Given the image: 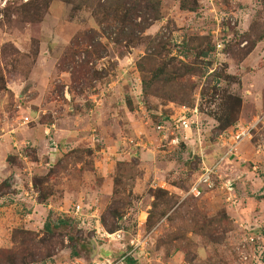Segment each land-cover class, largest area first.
Instances as JSON below:
<instances>
[{"label":"rangeland","instance_id":"1","mask_svg":"<svg viewBox=\"0 0 264 264\" xmlns=\"http://www.w3.org/2000/svg\"><path fill=\"white\" fill-rule=\"evenodd\" d=\"M30 1L0 0V55L3 57L0 68L5 79V88L0 90V154L4 143L8 142L7 138L16 137L17 133L12 131L22 129V139L14 140V143L16 154L23 161L18 163V157L12 156L7 160L9 165L19 164L27 172L26 177L22 174L23 181L11 176L12 182L6 180L0 185V249L15 250L17 230L35 233L40 242L52 236L45 230L49 219L53 222L70 220L68 225L55 229L58 241L52 247L51 258L45 261L35 258V261H26L25 264H108L106 260L113 263L130 250V241L137 238H148L145 247L139 249L135 256L138 264H264V119L252 137L239 144L237 158L226 156L231 145L228 137L225 136V143L219 140L220 135L230 134L238 124H249L264 117V41L259 42L254 51L240 62L225 51L220 55L215 51L217 41L225 45L224 49L232 48L240 37L249 32L254 21H264V0H243L246 4L242 0H198V12L190 15L180 11L179 0H158L161 2L160 19L151 17L146 32L141 34L138 31L130 40L121 37L122 26L116 20L104 21L103 14L96 15L93 7L82 5L77 9L76 5L81 0L69 3L64 0L41 1L36 10L31 11L36 15L34 18L24 16L23 12L22 15L16 14L15 10L10 11L7 17V3H14L11 7H17ZM208 4L210 8H206ZM222 15H226L228 20L219 24L218 19ZM99 21L103 23L99 24ZM137 21L141 22V18ZM231 21H235V25ZM88 30L96 32L90 34L95 35V42L101 46H85L74 64L67 68L61 66L71 41ZM128 30L125 28V32ZM208 35L212 38L213 51L210 50L198 62L205 74L192 78L195 82L193 107L197 106L201 114V144L194 131L188 134L187 144L182 143L177 150L158 148L155 143L151 152L146 149L138 151L140 159L145 160L150 179L139 183L142 186L140 193H133L135 181L141 174L138 160L134 170L136 176L130 182L132 185L126 186L123 179L122 186L125 185L122 189L127 191L128 200L125 218L119 222V231L126 233L123 241L103 238L94 228L77 225L71 216L79 205L90 217L92 226L97 219L91 215L97 216L103 226V215L109 214L111 218L108 211L113 202V192L109 195V189H97L101 185L98 175L84 171L83 163L75 164L68 157L74 151H89L84 153V163L93 165L91 149L75 145L63 148L54 165L49 166L46 165V155L51 146L53 150L57 145L66 147L62 142L66 141L64 134L69 131L86 133L87 140L81 137L86 143L93 135L99 144L104 141L106 133L119 127L122 135L130 138L132 136H127L128 128H123L126 121L135 124L136 129L150 131L149 138L155 141L153 129L159 120L157 111L161 109L165 114H171V110L165 107L179 105L152 99L145 103L146 111L138 108L139 97L135 92L140 85L142 90V84L137 62L155 39L166 42L174 57L185 41ZM246 46V41L241 44V48ZM87 51L92 54L91 58ZM125 57L131 64L128 60L127 64L123 60L119 63ZM88 60L89 75L79 77L82 76L79 71L83 69L80 67ZM75 67L78 69L76 83L72 81ZM128 75L135 76L137 81L131 77L133 85L129 90L132 94L127 92ZM113 82L117 83L114 89ZM225 91L239 96L242 106L238 121L222 130L218 118L222 113ZM25 118H29L28 124H25ZM52 124H56L55 129L50 128ZM104 125L110 126V131L102 130ZM47 126L50 129L48 135L44 132ZM30 131H36L38 135L32 138ZM116 134L117 131L112 134L114 138ZM137 142L142 140L137 139ZM40 154L43 155L42 160L38 158ZM201 155L207 167L223 157L218 168L221 180L216 178L214 188L200 198L184 197L201 175ZM131 162L136 164L134 160ZM254 166L257 170L253 169ZM156 177L168 181L167 186H178L184 190L175 194L183 205L181 215H177L173 225L163 219L148 231L146 227L140 228L138 217L141 210L145 211L154 201L159 189ZM228 179L234 185L232 192L222 189V184ZM16 181H19L17 185ZM29 183L37 198L25 196ZM50 202L56 208L49 210L47 215L40 203ZM26 206L33 207L32 212ZM195 206L201 211L199 219L206 216L207 219L220 220L225 215L231 224L228 228L222 227L213 237L181 228L184 236L170 244L169 234L176 232L182 217L191 216L187 211H193ZM92 240L97 245L96 256L93 255ZM48 249L41 246V253L46 255ZM75 253L77 256H73ZM129 259L133 258L127 261Z\"/></svg>","mask_w":264,"mask_h":264},{"label":"trees","instance_id":"2","mask_svg":"<svg viewBox=\"0 0 264 264\" xmlns=\"http://www.w3.org/2000/svg\"><path fill=\"white\" fill-rule=\"evenodd\" d=\"M41 1L49 2V0H32L17 7H11V4L14 3H7V17L9 18L10 15L8 13L10 11L12 12L15 10L16 14L22 15L23 12L24 16H32L34 18L36 15L31 14V11L36 10L35 7ZM64 1L67 3L71 2V0ZM101 1L102 0H81L76 7L77 9H80L82 5L90 8L93 7L96 10V15L99 14L98 16H101V14H103L104 21H108L109 19L116 20L122 26L120 30L121 37L123 36L128 40L135 37L138 31L144 34L150 26L149 20L151 17L155 20L160 19L161 2L158 0H105L104 3H101ZM179 8L182 12L197 13L199 10L198 0H179ZM138 18H141V22L137 21ZM101 23H103V21H99V24ZM125 28L129 29L128 32H125ZM92 32L94 31L88 30L74 37L67 54L61 60V66L63 65L64 68H67L69 65L74 64L75 58L81 55L83 47L86 49L85 46H92L93 48L101 46V43L95 42V35L90 34ZM94 34H96V32H94ZM211 39L210 35L192 37L187 42L185 41L182 46L178 47L179 51H177V55L174 57L171 56L173 54L172 49L166 42L158 39L151 41L147 52L137 62V70L140 74L142 84L143 101L148 103L152 99H158L165 104L173 103L179 106L193 107L195 82L192 81V78L205 74V71L199 67L198 62L200 58L207 56L208 53L213 51ZM245 41L247 42V46L241 48V44ZM261 41H264V21L259 19L251 24L249 32L243 37H240L238 42L233 45L234 47L231 48V46H229L223 49V51L232 55L235 60L240 62L243 58L249 56L254 51L256 45ZM87 55L89 58L92 56L89 51H87ZM2 59L3 57L0 55V60ZM89 61L90 60L86 61L85 64L80 67L83 69L79 71V75L82 74V76L79 77L89 75V71H91L88 67ZM76 72H78V69L75 67V71L72 75L73 82L78 79ZM4 88L5 79L0 68V90ZM241 106L242 100L239 96L225 91L221 109L222 113L218 118L222 130L232 127L234 123L238 121ZM84 153H89V151H74L70 153L68 157H71V160H73L75 164L83 163L85 167L84 171L89 170L94 172V164L84 163ZM134 161L136 163L135 165L131 161L119 162L117 164L113 185V202L108 211L111 213V218H109V214H104L102 219L103 227L109 233L121 230L119 222L124 220L123 218H125L124 216L126 215L124 211L128 205L126 197L127 191L122 189V187L125 184L126 186L132 185L130 182H132L136 176L134 170L137 169L136 165L138 164V161ZM123 179H125L127 183L122 186L124 182ZM129 179L131 180L129 181ZM156 192L157 194L155 198L153 197L154 201L148 212L146 222L148 231H152L163 219H166L173 225L177 215H181L183 203L179 202L180 199L177 195L170 194L167 190L162 188L157 189ZM187 213L191 216L188 218L182 217V223L178 225L176 232L169 234L170 241L168 242L170 244L182 238L185 230L193 231L198 235L209 234L213 237L222 227L228 228L231 224L225 215L220 220L207 219L206 216L199 219L201 211L197 209L196 206L193 211L188 210ZM72 220L78 225L76 220L73 218ZM68 221L70 222V220L53 222L49 219L45 223V230L47 234H51L52 236L40 242L37 240V235L35 233L17 230L14 236L16 248L15 250L0 249V264H25L26 261H35V258H39V260L41 259L42 261L51 258L54 251L52 247H55V242L58 241V239H55V236H57L54 233L55 229H58L59 226L68 225ZM181 228H184L183 232H181ZM41 246L42 249H44V247L49 248L46 255L41 253ZM160 246L161 243L159 244V247ZM73 256H77V254L75 253ZM135 263L133 259H129L126 262V264Z\"/></svg>","mask_w":264,"mask_h":264},{"label":"crops","instance_id":"3","mask_svg":"<svg viewBox=\"0 0 264 264\" xmlns=\"http://www.w3.org/2000/svg\"><path fill=\"white\" fill-rule=\"evenodd\" d=\"M210 2H212V0H210ZM241 2H244V1L242 0ZM211 5L213 7L212 3H211ZM208 6H209V4H208ZM210 7L211 6H209V7L206 6V8H210ZM210 11H214V10H210ZM184 13H186V14L188 13V15L191 14V12H184ZM208 15H210L209 12H208ZM122 60L125 62V64H127L126 60H128V62L130 61L128 59V57H125V58L120 59L119 63H122ZM131 77H133L135 82H137L136 79H135V76L128 75L126 77L127 81H128V83H127V89H128L127 92L130 93V94H132V92L129 89H131V86L133 85V81H132ZM112 85H113L112 88L114 89L117 86V83L113 82ZM139 85H140V83H139ZM136 88H137L138 91L135 92V94H137V96L139 97L138 99H140L142 97L141 85L137 86ZM165 108H166V110L170 109L171 111H169V112H172V113L171 114H167L166 113L167 114L166 115L164 113V111H162L160 109L161 111L160 110L157 111L158 118H159L157 123H160L162 118H169L170 116H173L174 114H177L179 112L178 109L180 107L179 106H175V105H170V106H166ZM111 123H112V119H111ZM55 127H56V124H52V126H50V128H52V129L53 128L55 129ZM103 127L104 128H102V130L103 129H107V131H110V129H111L110 126L104 125ZM123 128H128L127 136H132V137L127 138V137L123 136L122 132H121L122 130L119 127V129H117V130L116 129L115 130L111 129L110 132L106 133L104 135L105 136L104 141L102 140L103 142L101 141V142H99V144L96 143V141L93 139V135L88 140L89 142L86 143L85 141H83L81 139V137L83 136L84 139L87 140V136L85 135L86 133H81V132L75 133V132L69 131L70 133H65L64 134V137L67 138L66 141L62 142V143L66 144V147H64V144L61 145L62 148L58 147V145H57V148H54V150H53L52 146H51L50 150L47 152L48 154L46 155V158H48V162H47L46 165L53 166L55 160L64 151L63 148L66 149L67 147H71L72 145H75V146H78V147L86 146V147H88L89 149H91L93 151V156H94V161L95 162H94V172H92V173H93V175H98V177L101 179V185L99 186V188L97 187V189L107 188V189H109V195H111L112 192H113L114 176H115L117 164L119 162H124V161L129 162V161H132V160H138L139 161V165L141 167V174H140V176L137 178V180L135 182L136 186H135V188H133V193H140V188H142V186L139 183L140 182H144V183L147 182V180L150 179V173H147L145 160L144 159H140V157L138 155V151L140 152L141 150L146 149L148 152H151L150 150L154 149L155 143H156V146L158 148L161 147L160 138L153 130V132L155 134V136H154L155 137V141H153L151 139L152 137L149 138V136L151 135L150 131L147 132L144 128H142L141 130L136 129L137 127L132 122L129 123V122L126 121V123L123 124ZM22 131H23L22 129H17V130L15 129L14 131H12V132H15V134L17 133L16 137L11 136L10 138H7L8 142L4 143V145H3V149H2L3 153L0 154V185L3 182H5L6 180H9V182H12L13 181L12 177L18 178V180L23 181L22 178L26 177V175H27V172L26 171L24 172L25 169L22 170L23 167H21L19 164H14V166H11V165H9L8 160H7L8 156L9 157L12 156V158H17L18 157L19 159L17 158V162L18 163H20V162L22 163L23 159H20V157L17 156V154H16L17 151L15 149L16 145L14 143V140L16 141V140L22 139ZM116 131H117L116 135L118 137V138L116 137L117 139L113 137L114 132L116 133ZM44 132L47 135L49 134L50 129L48 128V126L44 127ZM30 133L33 134V136H31L32 138H35V136L38 135L36 131H32V132L30 131ZM120 133H121V135H119ZM109 136H112L113 138H109ZM189 136L190 135H188V137ZM2 137L3 136H1V138ZM73 137H75V139H73ZM125 138H127L129 140H127ZM137 139H141L142 142H140L139 144H136ZM34 140H36V139H34ZM187 142L185 141L183 143L187 144ZM100 143H102V144H100ZM67 144H69V145H67ZM128 144H130L129 147H128L129 151H128V148H127ZM123 146H126L127 149H125V147H123ZM138 148H140V149H138ZM0 150H1V148H0ZM125 151H127V152H125ZM18 155H19V153H18ZM42 156L40 154L38 158L41 159ZM201 160H202L201 161L202 163H205L204 157L202 155H201ZM35 164H39V161H35ZM22 174H24V177H23ZM155 180L159 181V183L157 184V187L165 189V190H168L171 194H173V193L174 194H178L177 192L180 193V192L184 191L181 188H179L178 186H173V185L167 186L168 185V181H166L165 179H159V178L156 177ZM18 182L16 181V185L18 184ZM154 183H156V182H154ZM28 186L29 187H27V189L24 191L25 196L29 197L30 199L37 198L38 195H37V193H35L34 190H32L31 183H29ZM168 187H170V188H168ZM40 204L42 205V207H44L45 211L47 212V215H48V211L49 210H55V208H56V205L53 204L52 202L45 203V204L40 203ZM28 206H26V207H28ZM37 206H39V205H37ZM42 207H40V208L42 209ZM31 208H33V207H28L29 212H32ZM150 209H151V205H149L146 208L145 211L141 210V212L139 214V217H138L139 218V226H140V228H141V226L146 227V222H147V218H148V211ZM42 216H43V213H42ZM92 216H94V215H92ZM47 217H46V219H47ZM98 220H99V218H98ZM123 233H124V235L126 234L125 232H123ZM140 233L141 232H139V234ZM138 237H140V236H138ZM133 260L135 261L136 259H133ZM135 262H136V264H138L137 261H135Z\"/></svg>","mask_w":264,"mask_h":264},{"label":"built area","instance_id":"4","mask_svg":"<svg viewBox=\"0 0 264 264\" xmlns=\"http://www.w3.org/2000/svg\"><path fill=\"white\" fill-rule=\"evenodd\" d=\"M219 24L220 21H226V15H222L219 17ZM233 25H235V21H231ZM224 45L221 41H217L215 44V51L217 55H220L223 53ZM138 108L142 111L145 110V102L143 101V98L141 97L139 99ZM179 112L177 114H174L173 116H170L169 118H162L160 123H157L154 127V132L159 136L160 138V144L163 148H172L173 151L177 150L181 147L182 143L188 139V134L193 133L194 131L197 132L198 141L201 144V134H200V112L199 108L197 106L193 108H188L186 106H182L179 109ZM264 119V117L259 118L255 121H252L249 124H238L231 132L230 134L224 133V135L219 136V140L222 143H225L226 137H228V140L231 141V145L228 146V149L226 151L227 157H235L237 158V147L240 143L243 141L250 139L253 135V132L256 130L258 124L261 123V121ZM29 118H25V124H28ZM186 136V137H185ZM141 140V139H140ZM139 142H136L138 144ZM223 157L216 161L211 166H206L205 163H202V169H201V175L197 179V181L190 187L189 191L184 195V197L193 196L194 198H200L203 196V194L209 190L213 189L215 186V180L216 178H220L218 174V168L221 166V163L223 162ZM253 169L257 170V166H254ZM218 178V179H219ZM222 189H226L228 192H232L234 190V185L231 180H226L222 184ZM92 216V215H91ZM74 220L78 222L79 226L84 227H92L96 231L98 235L101 237H105L112 240H119L123 241L125 239V235L122 231H118L116 233H109L107 232L101 225L100 220L96 216H92L91 218H96L95 226H92V223L90 222V217L87 214H84L83 207L76 206L73 210L72 217ZM246 230H249L246 226ZM253 231V230H252ZM250 233V232H248ZM148 241V238H137L132 239L129 243L130 250H128L123 257H121L118 261L111 263L112 261L106 260L108 264H124L125 261H127L128 258L135 259V256L137 255V251L139 249H143L145 246V243Z\"/></svg>","mask_w":264,"mask_h":264},{"label":"water","instance_id":"5","mask_svg":"<svg viewBox=\"0 0 264 264\" xmlns=\"http://www.w3.org/2000/svg\"><path fill=\"white\" fill-rule=\"evenodd\" d=\"M92 245H93V255H95L96 256V254H97V249H96V247H97V245H96V243H95V241H92Z\"/></svg>","mask_w":264,"mask_h":264}]
</instances>
